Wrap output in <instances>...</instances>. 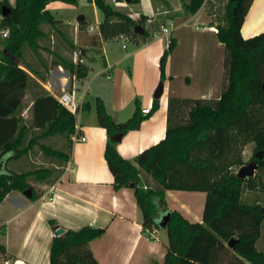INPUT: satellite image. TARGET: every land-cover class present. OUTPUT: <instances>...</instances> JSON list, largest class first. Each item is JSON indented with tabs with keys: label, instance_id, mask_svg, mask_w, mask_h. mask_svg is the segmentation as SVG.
<instances>
[{
	"label": "trees",
	"instance_id": "1",
	"mask_svg": "<svg viewBox=\"0 0 264 264\" xmlns=\"http://www.w3.org/2000/svg\"><path fill=\"white\" fill-rule=\"evenodd\" d=\"M51 1L16 0L12 6L8 0H0V29L9 31L0 38V201L11 190L23 192L28 187L32 188L31 199L35 200L39 193L29 177L35 175L37 180H44L52 175L49 167L16 172L8 168L9 161L27 153L40 138L54 134L70 138L76 132V115L46 90L33 99L31 119L23 120L24 99L33 78L20 60L27 47L35 53L39 51L40 41L46 35L45 24L54 27L61 22L47 8ZM60 1L76 4L78 0ZM88 1L103 13L98 24L102 42L119 36L137 41L147 35L144 17L133 18L107 0ZM204 1L189 0L187 11L196 12ZM252 2L227 0V25L217 27L218 39L225 47L220 96H169L165 137L143 149L133 160L119 153L117 141L111 137L138 129L159 108V98H154L147 113L136 101L133 114L122 122L115 121L97 98L98 123L108 135L104 155L114 175L115 189H134L144 230L167 231L168 243L161 264H264V251L257 247L264 222L263 205L243 200L244 191L258 186L257 183L264 187V31L249 38L241 33ZM5 6L9 11L2 16ZM85 24L86 19L79 22L81 30ZM138 24L143 26V33L135 31ZM97 38L93 35L89 42L95 43ZM175 46L176 38L171 37L160 57L161 81L166 79L167 60ZM54 63L68 68L77 79L86 77L89 70L85 63L74 64L73 59L64 57ZM30 70L39 76L38 71ZM33 130L34 135L28 137ZM249 142L254 143V150L245 160L243 149ZM41 146L50 155L68 156ZM258 151H263L262 157L256 156ZM250 161L258 164L254 176L238 177L234 166ZM140 169L151 174L157 186L144 187ZM166 190L205 192L202 221H191L180 211L168 209ZM168 212L170 217L162 227L160 222ZM51 223L55 225L54 221ZM104 232V227L85 225L54 236L50 264H99L90 242ZM231 237L237 239L233 247L228 245ZM0 251L6 253L3 245Z\"/></svg>",
	"mask_w": 264,
	"mask_h": 264
},
{
	"label": "crops",
	"instance_id": "2",
	"mask_svg": "<svg viewBox=\"0 0 264 264\" xmlns=\"http://www.w3.org/2000/svg\"><path fill=\"white\" fill-rule=\"evenodd\" d=\"M8 1L12 6L16 3V0ZM206 1L194 13L186 9L189 0H138L131 6L124 5L128 8L125 13L133 18H145L146 29L152 26L151 36L140 37L137 41L125 36L103 41L95 59L88 57L87 44L81 43L79 35L82 30L77 19L67 18L70 13L66 9L74 8L75 4L53 0L47 5L55 18L61 21L56 26L61 25L68 30L54 28L51 42L58 44L50 49L44 45L37 53L28 47L24 49L22 67L39 85L30 82L31 87L27 89L25 97L31 93L32 98L23 113L30 111L33 99L43 90L56 99L62 92H68L77 104L73 112L76 115V132L70 138L66 137L68 145L56 149L68 155L59 164L52 161V166L63 170L53 180L52 175L38 180L41 190L37 199L26 197L22 191L11 190L0 201V229H3L6 237L2 245L6 253L13 256L12 264H50V248L55 236L51 221L64 228V231L78 230L85 225L104 227L105 232L90 242L99 264L163 263L168 243L166 229L144 230L143 215L134 189L114 187V175L104 155L107 130L98 123L96 101L100 98L107 112L117 122L125 121L133 114L136 101L140 103L142 111L151 109L154 91L161 81L160 57L168 46V33H162L161 27L165 26L173 33L191 21L204 24L194 41L195 57L199 54L202 57L211 55L209 59L217 66L218 72V82L208 84L200 96L191 97H208L206 92L215 88L221 79L225 47L218 39L217 25L211 23L204 12ZM81 2L86 0H78L76 4ZM114 3L117 1L113 2V7L118 9ZM95 7L96 22H88L89 28L98 27L103 19L102 11ZM154 29L159 36H154ZM262 31L264 0H253L241 33L244 38H249ZM44 38H47V34ZM119 40H123L121 47L117 45ZM182 43L176 37V46L168 57L159 108L143 120L138 129L127 131L117 142V149L123 157L133 160L143 149L165 137L169 96L171 93L178 95L174 88L175 80L184 78L188 84L195 81L196 74L187 71L188 58L181 48ZM62 57L73 59L74 64L79 59L83 60L89 67L87 76L77 79L68 68L54 63ZM30 69L38 71L39 76ZM42 70L45 72L42 73ZM77 132L85 138L74 139ZM139 175L144 187L157 186L151 174L140 169ZM205 197L203 191H165L167 208L180 211L191 221H202ZM257 247L264 251V222Z\"/></svg>",
	"mask_w": 264,
	"mask_h": 264
},
{
	"label": "rangeland",
	"instance_id": "3",
	"mask_svg": "<svg viewBox=\"0 0 264 264\" xmlns=\"http://www.w3.org/2000/svg\"><path fill=\"white\" fill-rule=\"evenodd\" d=\"M107 1L113 6L112 0H107ZM116 1L117 3H114V6H116L118 9L123 10V12H125L126 10H128V8L124 7V5L131 6L138 0L137 1L133 0L131 2H127L125 0H116ZM226 4H227V0H207L206 1L204 12L208 16V20L211 23L217 25V27L218 25H223V26L227 25V15L225 12ZM66 10L70 13V15H67V18L70 17L72 18V20L77 19V16L79 14H84L86 16V24L82 28V32H81L82 34H81L80 40L82 41L81 43L83 45H86V43L84 44V42L87 41V50L89 51L88 57L90 59L97 58L101 50L102 41L99 38L98 27H94L93 29H91L89 28V24H88V22H91L92 24L96 22L97 12H96L95 5L92 2L86 0V2L75 4L74 8L66 9ZM205 25H207V23H205ZM203 27H204V24H201L199 21H191L186 26H183L179 30H175L173 33L170 32L167 35L168 37L167 40L170 39L171 37H174V38L179 37L183 41L181 48L185 52L188 58L187 71L196 74V79L195 81H192L191 84H188L184 78L176 79L174 88L178 92L177 93L178 95H176L175 93H171L170 96L171 95L200 96L201 92H203L209 86L208 84H210L213 81L218 82V79H216L217 73H218L217 66L213 64V61L211 59H209L212 56L210 55V56L202 57V55L199 54L198 57H195L196 54L194 53L195 52L194 41L200 35ZM54 28H57V29L60 28L59 30H68L67 28L61 25L53 27L49 24H45L44 29L47 34V38L42 39L41 45H44L45 47H48L49 49L50 47L56 46L58 44L56 41H55L56 44L51 42L52 40L51 35L55 34ZM157 29L159 30V27H157ZM155 30L156 29H154V31ZM151 33H152V26L149 27V29H147L146 36H151ZM93 35L98 37L97 38L98 41L95 43H90L89 38ZM122 43H123V40H119L117 45L121 47ZM128 50H130V48ZM224 56H225V48L223 51V57H222L223 61L222 62H224ZM20 62L22 61L20 60ZM41 72L44 73L45 71L42 70ZM222 87H223V68H222L221 79L218 85L212 90H208L206 92L209 94L208 97H213V98L219 97ZM31 98H32L31 93H29L25 97L24 99L25 106L29 105ZM29 119H31L30 111L28 113L24 112L23 120L28 122ZM35 132L36 131L33 130L29 134L28 137L34 135ZM41 144L48 145L52 147L53 149H59L61 145H68V142H67L66 136L61 135V134H54L52 136L40 138L39 143L35 144L33 148H31L27 153H24L19 158L9 161L8 168L16 172H27V171H32L38 168L49 166V168L52 169V179L51 180L55 179L57 176H59L63 168L61 167L56 168L55 166H52V161L59 164L64 159H62L61 157L50 155L42 148ZM253 150H254L253 142H249L244 146L243 157L245 160H248L251 157V155L253 154ZM236 168L238 171L240 166L238 165L234 166V169ZM29 181L31 185L34 187V189L36 190V192L40 194V190H41L40 183L36 179L35 175H31L29 177ZM257 184L258 186L244 191L243 200L248 203L260 202L264 208V187L259 185V183ZM5 242H6V237L4 235V231L3 229H0V245L5 244ZM6 261H8L9 264L13 263L12 258L7 256L5 252L0 251V264H5Z\"/></svg>",
	"mask_w": 264,
	"mask_h": 264
},
{
	"label": "water",
	"instance_id": "4",
	"mask_svg": "<svg viewBox=\"0 0 264 264\" xmlns=\"http://www.w3.org/2000/svg\"><path fill=\"white\" fill-rule=\"evenodd\" d=\"M125 1L131 2L132 0H125ZM8 11H9V7H7V6L3 7V9H2V16H5ZM83 20H85V15L84 14H80L77 17V21L78 22H81ZM135 31H137L139 33H143L144 32V28H143L142 25L138 24L135 27ZM163 92H164V82L163 81H160L159 84H158V86L156 87V89L154 91V97L155 98H160L162 96ZM123 135H124L123 133H116L111 138L113 140L119 142L122 139ZM256 156L257 157H262L263 156V151H258L256 153ZM1 167H2V165L0 164V170H1ZM257 168H258V164L255 161H250V162H248V163L243 164L242 166H240V168L237 171V176L240 177V178L252 177V176H254ZM23 194L26 197L31 198V196H32V188L31 187H28L27 189H25L23 191ZM262 210L264 211V208H262ZM169 217H170V212L166 213L163 216V219L160 222V224H161L162 227H165V225H166ZM54 229H55V232H54L55 236H58V235H60V234H62L64 232V228L60 227L59 225H54ZM236 240L237 239L235 237H231L230 240H229V242H228V245H230L231 247H233L234 246V242Z\"/></svg>",
	"mask_w": 264,
	"mask_h": 264
},
{
	"label": "built area",
	"instance_id": "5",
	"mask_svg": "<svg viewBox=\"0 0 264 264\" xmlns=\"http://www.w3.org/2000/svg\"><path fill=\"white\" fill-rule=\"evenodd\" d=\"M113 2H115L116 0H112ZM162 28V31L165 33V34H167V33H169L170 31H169V29L167 28V27H165V26H162L161 27ZM91 29H93V27L91 26ZM8 29H0V36L1 37H6L7 35H8ZM155 33H154V36L156 37V36H159L158 35V32H156V31H154ZM170 42V39H168L167 40V43H169ZM78 62H83V60H78ZM57 98H58V100L65 106V107H67L70 111H72V112H74V111H76V109H77V104H76V102H75V100H74V98H73V95L72 94H70V93H68V92H62L61 94H59V95H57ZM149 110H150V108H145V109H143V112H145V113H147V112H149ZM85 137L83 136V135H77L76 134V136L74 137V139H78V140H83ZM5 264H9V262L8 261H6L5 262Z\"/></svg>",
	"mask_w": 264,
	"mask_h": 264
},
{
	"label": "bare ground",
	"instance_id": "6",
	"mask_svg": "<svg viewBox=\"0 0 264 264\" xmlns=\"http://www.w3.org/2000/svg\"><path fill=\"white\" fill-rule=\"evenodd\" d=\"M17 264V263H16ZM19 264H22V263H19Z\"/></svg>",
	"mask_w": 264,
	"mask_h": 264
}]
</instances>
